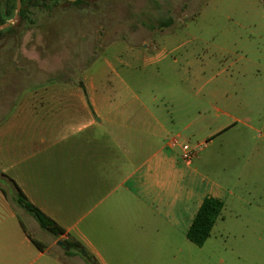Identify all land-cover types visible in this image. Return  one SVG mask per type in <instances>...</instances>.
<instances>
[{
	"label": "rangeland",
	"instance_id": "1",
	"mask_svg": "<svg viewBox=\"0 0 264 264\" xmlns=\"http://www.w3.org/2000/svg\"><path fill=\"white\" fill-rule=\"evenodd\" d=\"M16 32L0 50V117L62 82L63 95L81 87L101 113H114L111 103L157 116L196 151L219 156L222 143L235 185L197 264H264V0H60L32 8ZM198 111L223 128L206 149L202 127L180 130ZM147 132L163 134L153 122ZM143 135L149 152L160 145ZM13 206L0 193V246L19 222L49 246L51 235Z\"/></svg>",
	"mask_w": 264,
	"mask_h": 264
},
{
	"label": "crops",
	"instance_id": "2",
	"mask_svg": "<svg viewBox=\"0 0 264 264\" xmlns=\"http://www.w3.org/2000/svg\"><path fill=\"white\" fill-rule=\"evenodd\" d=\"M59 85L14 100L1 115L0 193L9 201L2 190L12 182L61 233L46 246L19 222L0 246V264H87L70 244L82 247L92 264H197L211 234L196 247L186 233L205 199L224 207L235 185L222 143L219 156L196 151L199 146L170 133L153 114L117 112L111 103L115 112L104 114L81 87L68 96ZM215 117L198 111L180 130L195 135L193 127H202L206 149L223 132L213 127ZM150 122L163 134H149ZM143 134L160 145L149 152ZM184 145L192 151L189 161L182 158ZM257 165L241 164L237 180Z\"/></svg>",
	"mask_w": 264,
	"mask_h": 264
},
{
	"label": "trees",
	"instance_id": "3",
	"mask_svg": "<svg viewBox=\"0 0 264 264\" xmlns=\"http://www.w3.org/2000/svg\"><path fill=\"white\" fill-rule=\"evenodd\" d=\"M18 1L20 3L18 17L23 21L28 18L32 8H45L48 4L60 0H0L1 11L7 10L3 22L13 17ZM81 2L82 0H77L73 4L78 5ZM2 192L12 205L18 206L30 215L43 231L54 237L61 233L60 228L40 210L33 206L12 182L7 186V191L2 190ZM222 209L223 203L219 200L213 198L205 199L186 233V238L196 247H202L210 237L211 231L220 217ZM31 242L38 246V243L35 240L31 239ZM69 246L70 249L74 251V253H78L87 264H92L91 258L82 247L78 244H70Z\"/></svg>",
	"mask_w": 264,
	"mask_h": 264
},
{
	"label": "flooded vegetation",
	"instance_id": "4",
	"mask_svg": "<svg viewBox=\"0 0 264 264\" xmlns=\"http://www.w3.org/2000/svg\"><path fill=\"white\" fill-rule=\"evenodd\" d=\"M16 11H17V6H16L15 14L13 15V17L3 22L7 10L1 11L0 9V26H1L0 28V50L4 46V44L7 42V40L13 39L17 35L16 30L18 28V25L21 19L18 16H16L17 14Z\"/></svg>",
	"mask_w": 264,
	"mask_h": 264
},
{
	"label": "built area",
	"instance_id": "5",
	"mask_svg": "<svg viewBox=\"0 0 264 264\" xmlns=\"http://www.w3.org/2000/svg\"><path fill=\"white\" fill-rule=\"evenodd\" d=\"M172 144H176L177 143V140L174 139L171 141ZM192 157V151L190 150V148L186 145L183 146V154H182V158L183 160H186V161H189Z\"/></svg>",
	"mask_w": 264,
	"mask_h": 264
},
{
	"label": "water",
	"instance_id": "6",
	"mask_svg": "<svg viewBox=\"0 0 264 264\" xmlns=\"http://www.w3.org/2000/svg\"><path fill=\"white\" fill-rule=\"evenodd\" d=\"M67 2H70V3H74V2H76L77 0H66ZM19 10H20V3H19V1L17 2V11H16V16H18V12H19ZM0 28H1V26H0Z\"/></svg>",
	"mask_w": 264,
	"mask_h": 264
}]
</instances>
